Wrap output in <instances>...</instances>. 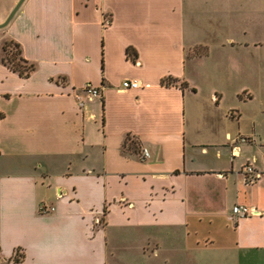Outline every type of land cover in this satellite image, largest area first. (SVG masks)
<instances>
[{
    "label": "crops",
    "instance_id": "0c3cea01",
    "mask_svg": "<svg viewBox=\"0 0 264 264\" xmlns=\"http://www.w3.org/2000/svg\"><path fill=\"white\" fill-rule=\"evenodd\" d=\"M0 264H264V0H23L0 28Z\"/></svg>",
    "mask_w": 264,
    "mask_h": 264
},
{
    "label": "trees",
    "instance_id": "16d2710c",
    "mask_svg": "<svg viewBox=\"0 0 264 264\" xmlns=\"http://www.w3.org/2000/svg\"><path fill=\"white\" fill-rule=\"evenodd\" d=\"M20 48L18 43H15L13 41H5L3 43V55H2V62L4 64H6L12 71L17 72L20 76H28L30 74V72L34 69V65L32 63H28L25 59L22 58V56L20 55ZM127 54H134V49L128 47L127 48ZM177 78H172V77H167L166 81L164 80V82H166L167 84L170 83H177ZM181 86H185L186 83L185 82H181L180 83ZM125 143H128L129 146H133V148L136 147V143L135 140L133 138L130 137H126ZM13 259L15 261H18V257L15 254Z\"/></svg>",
    "mask_w": 264,
    "mask_h": 264
},
{
    "label": "built area",
    "instance_id": "2783aa9c",
    "mask_svg": "<svg viewBox=\"0 0 264 264\" xmlns=\"http://www.w3.org/2000/svg\"><path fill=\"white\" fill-rule=\"evenodd\" d=\"M121 89H129V88H138L140 86V82L137 79H125L121 82ZM82 91L84 92L87 99H94L96 97L101 96V87L96 86L90 82L85 83L82 87ZM75 96L80 101V95L75 93ZM245 138H242L244 140ZM147 152L143 151V156H146ZM242 172L246 175H251L249 181H254L259 175L257 172H254L253 167L250 164H246L242 167ZM40 210L42 212H46L48 210L47 207L41 206ZM256 213L255 210L246 205H233L231 209V215L235 218H241L250 214Z\"/></svg>",
    "mask_w": 264,
    "mask_h": 264
},
{
    "label": "water",
    "instance_id": "95a60500",
    "mask_svg": "<svg viewBox=\"0 0 264 264\" xmlns=\"http://www.w3.org/2000/svg\"><path fill=\"white\" fill-rule=\"evenodd\" d=\"M23 0H18L17 3L14 5V7L12 8V10L10 11V13L8 14V16L6 17V19L0 23V28L4 27L9 20L11 19V17L14 15V13L16 12V10L18 9V7L20 6V4L22 3Z\"/></svg>",
    "mask_w": 264,
    "mask_h": 264
},
{
    "label": "rangeland",
    "instance_id": "374dc122",
    "mask_svg": "<svg viewBox=\"0 0 264 264\" xmlns=\"http://www.w3.org/2000/svg\"><path fill=\"white\" fill-rule=\"evenodd\" d=\"M237 30V29H236ZM235 33H234V35H235V37H238V36H240V38H243V35H242V33L241 32H239L238 30H237V32L236 31H234ZM251 33H254V35H255V37H257V34L259 33V32H257L256 31V29L254 30V31H249L248 33H247V35H245V37H252V35L253 34H251ZM209 37V36H208ZM209 38H211V37H209Z\"/></svg>",
    "mask_w": 264,
    "mask_h": 264
}]
</instances>
